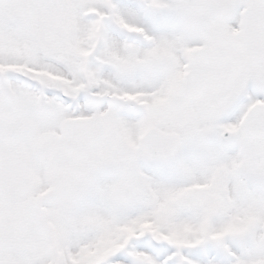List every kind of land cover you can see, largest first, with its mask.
Listing matches in <instances>:
<instances>
[{
	"label": "snow or ice",
	"instance_id": "obj_1",
	"mask_svg": "<svg viewBox=\"0 0 264 264\" xmlns=\"http://www.w3.org/2000/svg\"><path fill=\"white\" fill-rule=\"evenodd\" d=\"M0 264H264V0H0Z\"/></svg>",
	"mask_w": 264,
	"mask_h": 264
}]
</instances>
